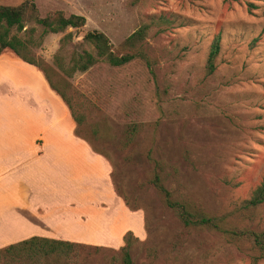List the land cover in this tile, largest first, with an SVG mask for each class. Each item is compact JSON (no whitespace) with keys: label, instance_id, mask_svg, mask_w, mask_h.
<instances>
[{"label":"rangeland","instance_id":"1","mask_svg":"<svg viewBox=\"0 0 264 264\" xmlns=\"http://www.w3.org/2000/svg\"><path fill=\"white\" fill-rule=\"evenodd\" d=\"M27 1L41 18L56 11L85 18L79 29L43 34L27 11L24 29L10 32L41 41L31 51L82 123L75 125L73 142L71 133L63 135L56 151L44 150L37 161L26 155L24 165L0 180V218L8 211L21 215L0 234V250L41 237L81 245L70 258L49 264H123L120 249L127 243L132 264H264L248 243L231 242L218 231L184 229L150 183L158 174L173 199L222 217L227 229L264 231V204H243L264 180V0L0 5ZM160 16L172 24L155 22L137 46L153 76L141 59L120 68L99 60L70 74L79 55L95 56L83 40L87 32L104 34L116 52L123 51L128 36ZM217 36L215 71L207 74ZM43 83L49 97L35 130L66 132L67 122L55 120L60 113L53 98L65 106ZM22 192L32 197L30 207L14 211L8 203Z\"/></svg>","mask_w":264,"mask_h":264},{"label":"trees","instance_id":"2","mask_svg":"<svg viewBox=\"0 0 264 264\" xmlns=\"http://www.w3.org/2000/svg\"><path fill=\"white\" fill-rule=\"evenodd\" d=\"M229 1L235 2L237 0ZM248 6L250 8L252 7L251 4ZM27 11H29V17L32 21L43 27V34H58L67 28L79 29L85 25V18L75 14L65 16L61 11H56L41 18L35 5L31 1L24 2L18 6L0 5V56L5 52H10L21 61L39 70L50 89L55 92L68 107L75 125L79 126L82 123V118L75 116L71 112L69 102L50 80L48 71L43 67V62L38 60L31 51L32 48H38L41 45V41H34L32 35H30L27 40H23L17 35L10 34L13 28H15L17 32L24 29L23 22L25 16H27ZM158 21L165 25L172 24L169 18L160 16L156 20H152L151 23L142 25L137 31L125 39L122 45L123 51L118 50L117 52L104 34L98 31L87 32L83 40L94 47L95 56L88 52L79 55L78 58L73 61L70 74L75 71L86 72L90 67L97 64L99 60H102L110 67L120 68L136 59H141L144 60L146 68L153 76L152 65L148 60H145V56L140 49V44L146 38V33L150 26L156 24L155 22ZM34 32V29L30 30V34ZM63 44L64 40L61 41L60 48L63 47ZM218 53L219 37L217 36L210 46L206 63L207 74H212L215 71L214 62ZM57 59L58 57L56 56L55 60L57 61ZM62 70L64 69L62 68ZM150 183L157 190L160 197L163 198L165 206L175 214L184 229L222 232L229 237L231 242L240 241L241 243L250 244L251 247L260 254V257L264 258V231L255 232L243 229H227L223 225L222 217L209 216L202 211L192 210L186 204L173 199L170 192L161 183L158 174H154ZM243 204L247 208H255L264 204V180L252 192L251 197L243 201ZM79 246L81 245L41 237H32L1 249L0 259L13 264L23 262L27 264H49L50 260L61 261L70 258L74 248ZM120 252L122 263L132 264L128 243L120 249ZM253 264L256 263L253 262Z\"/></svg>","mask_w":264,"mask_h":264},{"label":"crops","instance_id":"3","mask_svg":"<svg viewBox=\"0 0 264 264\" xmlns=\"http://www.w3.org/2000/svg\"><path fill=\"white\" fill-rule=\"evenodd\" d=\"M43 78L39 70L21 61L12 53L5 52L0 56V170L5 171L0 173V180L6 176V172L11 167L24 165L28 161L26 155L29 154L31 159L37 161L38 158L42 159L44 150L56 151L59 147L58 138L63 135L71 133V142L75 139V123L68 107L61 100L65 106L62 107L58 99L53 97L50 98L56 100L54 102L55 111L58 110L60 113L59 117L56 115L55 120L57 122L59 120L60 124L66 121L67 131L61 129L46 131L42 128L35 130L37 121L40 122L43 116L40 110L41 103L44 101L46 103L49 97L48 89L46 91L44 89ZM45 84L48 86L46 81ZM53 93L58 96L55 92ZM67 148L69 147H65V150ZM78 148L81 147L78 146ZM7 198L2 197V202H7L4 201ZM13 198L14 203L8 204L13 205L14 211L22 209V212H26L30 207L32 197L28 196V193L22 192L19 197L16 195ZM4 214H6L4 218H0V234L9 232L8 229L14 220L21 218L19 212L8 211Z\"/></svg>","mask_w":264,"mask_h":264}]
</instances>
